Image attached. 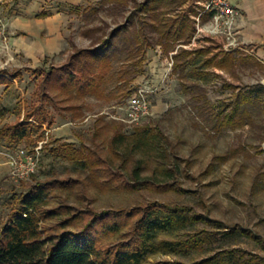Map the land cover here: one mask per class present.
<instances>
[{
  "label": "trees",
  "instance_id": "obj_1",
  "mask_svg": "<svg viewBox=\"0 0 264 264\" xmlns=\"http://www.w3.org/2000/svg\"><path fill=\"white\" fill-rule=\"evenodd\" d=\"M102 1L118 9L134 4V10L127 22L110 32L98 34L104 30L101 26L87 28L85 32L93 37V45L76 49L66 63L51 68L44 78L45 86L51 83L66 91L75 89L77 94L100 97L107 68L122 52L127 60L118 72L116 95L123 98L133 92L132 82L144 70L139 55L147 46L163 44L170 52L178 43H188L196 35V15L201 6L190 4L189 0ZM208 17L206 14L204 19ZM212 49L207 45L192 49L181 46L174 54V69L186 72L194 55L203 56ZM247 60L225 50H218L207 59L229 71ZM199 74L205 73L197 72L196 76ZM6 81L10 79L0 75V84ZM182 86L190 93L199 116L216 132L255 125V112L264 104L260 95L241 88L230 100L215 104L200 81L182 82ZM228 86L238 88L233 83ZM36 113V109L27 111L23 120L1 127L0 142L5 139L15 145L22 140L39 141L32 136L42 124L40 118H34ZM135 125L132 136L119 132L111 138L109 149L113 155L104 157L88 144L78 147L73 142H61L54 146L65 157L82 161L89 173L84 178L39 180L28 192L12 196L9 219L0 232V264H264L263 254L227 243L235 236L247 234L264 245L262 232L215 217L205 199L203 210L195 204L157 198L107 209L95 205L90 185L102 191L187 190L177 178L181 172L179 161L187 158L175 152L172 139L161 125ZM231 155V151H226L216 158L224 161ZM212 166L213 163L206 172ZM146 170L152 172L144 175ZM183 172L199 179L187 168ZM160 253L191 257L188 261L161 259L157 257Z\"/></svg>",
  "mask_w": 264,
  "mask_h": 264
},
{
  "label": "rangeland",
  "instance_id": "obj_2",
  "mask_svg": "<svg viewBox=\"0 0 264 264\" xmlns=\"http://www.w3.org/2000/svg\"><path fill=\"white\" fill-rule=\"evenodd\" d=\"M196 2L198 0H189L190 4ZM133 10L134 4L118 9L102 0H0V15L5 23L0 33V75L10 79L0 84V128L23 120L27 111L33 109L37 110L34 118L42 120L32 135L39 141L28 139L9 145L3 139L0 151L10 155L20 147L34 150L43 144L39 167L29 178L17 179L9 162L0 164V232L8 222L15 193L28 192L39 180L88 175L82 161L65 157L54 150V146L61 142H73L78 147L88 144L105 157L112 154L110 140L116 133L132 136L136 125L114 118L124 113L117 105L128 99L138 86L150 82L156 89L152 95L155 114L137 125L160 124L172 139L175 152L187 158V161H179L181 172L177 177L187 190L102 191L90 185L96 197L95 205L107 209L157 198L195 204L203 210L202 199H205L215 217L232 225L257 229L264 235V104L255 112V125L216 132L199 116L190 93L182 86V82L200 81L215 104L230 100L240 88L264 100V51L260 53L264 44L242 41V48L231 52L248 60L238 62L236 69L229 71L207 61L218 50H225L222 39L198 35L197 44L180 42L174 51L181 46L192 49L207 45L213 49L203 56L194 55L184 73L174 67L169 71V53L163 44L147 46L139 55L144 70L132 82L133 92L123 98L116 95L120 84L118 72L127 60L122 52L107 68L109 72L101 86L103 95L100 97L77 94L75 89L66 91L56 84L45 86L44 78L51 68L66 63L76 49L93 45V37L85 32L87 28L101 26L104 30H99L98 34L110 32L127 22ZM197 72L205 74L196 76ZM229 83L238 88L228 86ZM226 151L232 152L228 160L216 158ZM4 156L8 159V155ZM212 163L211 170L206 172ZM186 168L199 179L187 177L183 172ZM151 172L146 170L143 174ZM227 243L264 255L263 243L247 234L235 236ZM157 257L188 261L191 255L160 253Z\"/></svg>",
  "mask_w": 264,
  "mask_h": 264
},
{
  "label": "built area",
  "instance_id": "obj_3",
  "mask_svg": "<svg viewBox=\"0 0 264 264\" xmlns=\"http://www.w3.org/2000/svg\"><path fill=\"white\" fill-rule=\"evenodd\" d=\"M202 8L197 16V32L192 43H196L198 35L216 36L222 39L223 47L227 51H236L242 48L241 30L239 19L242 15L241 9L235 5L233 0H198L196 2ZM208 14L209 17L204 19ZM0 15V33L5 29ZM197 44V43H196ZM169 71L174 67V53L168 58ZM146 82L138 86L128 99L121 102L117 107L123 115H114V118L125 123L137 124L151 118L155 112L152 105V95L156 91L154 87ZM122 114V113H121ZM43 144L37 145L34 150L20 147L16 153L9 155L12 173L17 179L29 178L39 167V158Z\"/></svg>",
  "mask_w": 264,
  "mask_h": 264
},
{
  "label": "crops",
  "instance_id": "obj_4",
  "mask_svg": "<svg viewBox=\"0 0 264 264\" xmlns=\"http://www.w3.org/2000/svg\"><path fill=\"white\" fill-rule=\"evenodd\" d=\"M233 2L242 12L239 26L243 41L247 43L257 41L264 44V0H233ZM260 49V53H263L264 45ZM174 50L168 52L169 58L172 53H176ZM4 154L8 155V159ZM7 162H9V154L0 151V164Z\"/></svg>",
  "mask_w": 264,
  "mask_h": 264
}]
</instances>
